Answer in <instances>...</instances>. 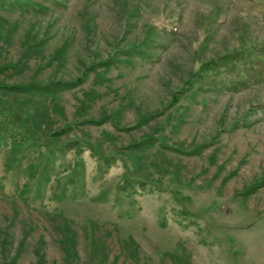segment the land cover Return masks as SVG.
Returning a JSON list of instances; mask_svg holds the SVG:
<instances>
[{
    "label": "rangeland",
    "instance_id": "374dc122",
    "mask_svg": "<svg viewBox=\"0 0 264 264\" xmlns=\"http://www.w3.org/2000/svg\"><path fill=\"white\" fill-rule=\"evenodd\" d=\"M229 50L246 84L211 62ZM8 62L9 84L82 80L30 91L43 132L68 127L25 154L47 178L27 197L6 168L0 264H264V0H0Z\"/></svg>",
    "mask_w": 264,
    "mask_h": 264
},
{
    "label": "trees",
    "instance_id": "16d2710c",
    "mask_svg": "<svg viewBox=\"0 0 264 264\" xmlns=\"http://www.w3.org/2000/svg\"><path fill=\"white\" fill-rule=\"evenodd\" d=\"M149 38V35L145 34L143 36V43L146 42L145 39ZM34 42L32 43V46H34ZM137 46V45H136ZM139 50H142L141 48ZM25 53V52H24ZM239 52L236 54H233V51H224V52H219L216 53L215 55H212L210 58L211 62H216L217 67H222V69L228 70V72H240L242 70V58L245 57L244 55L238 56ZM25 56V55H24ZM114 54L112 55L113 59ZM236 57V59H234ZM110 59V60H112ZM234 59V60H233ZM208 61V60H207ZM4 66H16L14 62H8L4 65L0 66V70ZM206 62H201L199 69H197L198 74L203 73V71L206 70ZM246 67V66H244ZM191 73V72H190ZM236 73V72H235ZM254 74L257 76H251L255 81H261L262 77H264V72L260 71H255ZM191 75V74H190ZM189 75V77H190ZM82 80V77H77L74 80H50L47 82H37L34 83L32 81L30 82H21L17 84H9L5 83L2 80H0V87L4 90H11V91H22V94L26 96L24 100H21V106H17L13 100L10 98H5L3 95L0 93V156H4L3 158H0V162L2 167H4V173L0 176V183H2L4 176L7 175V169L11 166V161L14 162V167H15V175H11V182L13 183V189L16 192L18 191V194L23 197H27L26 193L30 190V185L34 182H39L43 185L47 183V178L46 174L43 177V172L42 176L38 177V169H36V172H30L26 173L21 170H18V167L22 165L23 159L25 158V154L27 155H32L33 159L26 161L30 165H35L36 163L34 160L36 158H41V154L43 152V148H48L49 152L51 153V149H54L52 142V137L51 135H56L58 132H64L65 129L64 127H68V125H64L58 129H53L51 133L48 135L46 131L43 132V129L40 128V124L43 121V117L45 116L44 112H38V107L36 104H34V100L32 97L29 95L30 91L40 93L41 95L43 94L44 91L46 92H52L55 90L53 87H60L58 85L64 86V87H70L78 84ZM248 78L244 75L241 74L240 78H237L233 76L231 79V84L236 85L237 83L239 84H246ZM188 84V82L186 83ZM186 88V87H185ZM185 88H182L185 90ZM179 90L174 91L172 93L173 97L171 98L172 101L174 99H177V93ZM192 91H189V94ZM35 93L37 96L38 94ZM29 96L30 98H28ZM34 96V95H33ZM40 97V96H39ZM33 101L30 103V101ZM40 100V98H39ZM260 103H264V101H261ZM29 104H32L31 107H29ZM34 104V105H33ZM38 104H41L38 102ZM42 106V105H40ZM39 114H43V116H39ZM153 116L152 112H146L143 114H140L137 121L135 122V125L140 124L141 122L147 121L150 117ZM48 117V116H47ZM32 120L34 123L31 124ZM92 120V119H91ZM94 120V119H93ZM95 121V120H94ZM48 132V131H47ZM153 138H156L151 135H147L143 140L140 142L134 143L142 146L148 145L152 143ZM200 146L196 145V147L193 148H182L179 147L178 149L180 151H184L186 153H192L193 151H197ZM62 154L64 151H62V148L59 147V150ZM12 158V160H11ZM6 160L8 161L7 163ZM42 162V161H41ZM6 166V167H5ZM43 168V166H42ZM45 172V170H44ZM25 177V182L21 187H18L20 184L18 183V179L21 177ZM41 178V179H40ZM33 180V181H32ZM35 180V181H34ZM30 181H32L30 184H28ZM2 185V184H0ZM122 189H124L122 187ZM8 193V194H14L15 193ZM33 198L34 193L32 194ZM130 237L128 239L124 240L125 244H130ZM130 250V249H129Z\"/></svg>",
    "mask_w": 264,
    "mask_h": 264
}]
</instances>
